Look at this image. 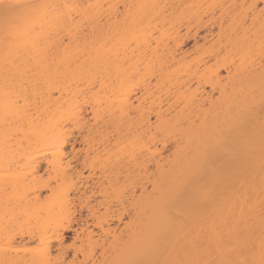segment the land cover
<instances>
[{"label": "bare ground", "instance_id": "6f19581e", "mask_svg": "<svg viewBox=\"0 0 264 264\" xmlns=\"http://www.w3.org/2000/svg\"><path fill=\"white\" fill-rule=\"evenodd\" d=\"M0 4L22 6L19 33L0 24V264L260 259L264 0ZM201 29L214 41L193 59ZM49 105L71 120L41 146Z\"/></svg>", "mask_w": 264, "mask_h": 264}, {"label": "snow or ice", "instance_id": "6c2138e0", "mask_svg": "<svg viewBox=\"0 0 264 264\" xmlns=\"http://www.w3.org/2000/svg\"><path fill=\"white\" fill-rule=\"evenodd\" d=\"M22 6L19 4H0V24L3 25L6 33H19L20 29V20L22 19L21 14L18 12V9ZM256 5H253L255 8ZM261 13L264 14V8L260 9ZM63 106L61 105L60 108ZM59 108H55L49 105L46 109L41 110L37 113L35 119L38 125L37 131V143L43 146L47 143L49 137L48 133L54 131L56 128H62L65 123L71 120V116L67 113H64L60 116H57V112ZM50 113V114H49ZM40 121H44V127L39 128ZM262 137H264V127H262ZM59 143L63 142V137L58 136L55 138ZM262 185H264V181H262ZM262 206H264V200L261 201ZM70 219V217H69ZM43 247V245H41ZM71 247V245H69ZM43 255H50L47 252V249L44 250ZM59 255V253H58ZM40 264H58L57 261L52 259H42ZM59 264H63V262H59ZM158 264V262H156ZM172 264H189V262L178 261L172 262ZM211 264H216V262H211ZM219 264H264V246H262L261 257L257 261L255 259L245 258L242 261H229L223 260L220 261Z\"/></svg>", "mask_w": 264, "mask_h": 264}, {"label": "rangeland", "instance_id": "374dc122", "mask_svg": "<svg viewBox=\"0 0 264 264\" xmlns=\"http://www.w3.org/2000/svg\"><path fill=\"white\" fill-rule=\"evenodd\" d=\"M236 2H237V1H236ZM259 4H260V2L257 3V6H259ZM261 5H262V4H261ZM261 5H260V6H261ZM257 8H258V7H257ZM248 14H250V13H247V15H248ZM249 16H251V14L248 15V19H249ZM246 17H247V16H246ZM246 20H247V18H246ZM248 21H249V20H248ZM248 21H247V23H249ZM245 23H246V22H245ZM246 25H247V24H246ZM214 28H215V27H214ZM203 33H204V30L201 29V31H199L198 34L194 36V37L196 38V40H195V39H190V40H188V41L186 42V45L184 46V48H189L190 52H192V53H190V54H192V55H190V57L192 58V57L194 56L193 59L195 58V56H197V52H198V55H199V53H200V51L203 49V47H204V46L207 47V45H209V43L211 44V41H210V40L213 39V37L208 36L207 39L204 40V39L201 37V35H202ZM210 37H211V38H210ZM209 39H210V40H209ZM194 41H195V42H194ZM213 41H214V40H212V42H213ZM196 42H197V43H196ZM194 43H195V44H194ZM200 46H201V47H200ZM202 46H203V47H202ZM195 47H196V48L198 47V48H199V51L196 52V48H195ZM200 48H201V50H200ZM206 49H208V48H206ZM203 51H204V50H203ZM203 51H201L200 55L203 53ZM205 54H206V52H205ZM206 56H207V55H203L202 58L204 59V57H205V59H206ZM190 57H189V58H190ZM197 57H198V56H197ZM202 58H201V59H202ZM207 58H208V56H207ZM197 59H198V58H197ZM199 60H200V59H198V61H199ZM197 63H199L200 66H197V65H198ZM200 63L202 64V60H201L200 62H196V63H195L199 70H200V68L203 67V64H202V67H201V64H200ZM191 64H193V62H192ZM194 66H195V65H194ZM194 66H193V67H194ZM193 67H192V68H193ZM195 68H196V67H195ZM195 68H193V69H195ZM198 69H197V70H198ZM220 70H221V69L219 68V71H220ZM223 70H224V69H223ZM223 70L220 71V72H221V75H222ZM224 72H225V70H224ZM223 74H224V73H223ZM193 79H194V78H193ZM193 79H191V80H193ZM131 81H132V80H131ZM129 83H130V82H129ZM190 83H193V85H194L195 81H192V82H190ZM131 84H132V83H131ZM136 84H137V83H135V84L133 83V84L131 85V87L134 86V85H136ZM195 84H196V83H195ZM191 85H192V84H191ZM139 86H140V85H139ZM139 86L137 85L136 89H135V86L132 87V88L134 89V91L138 92V89L140 90V87H139ZM138 87H139V88H138ZM207 88H208V87H206V89H207ZM215 94H216V91H215ZM88 113H89V112H88ZM88 113H87V114H88ZM89 114H90V113H89ZM77 139H78V138H77ZM81 141H82V140H80V138H79L77 141H75L76 143H74L75 148H74L73 150H74V152H75V150L78 151V152H79V153L77 152L78 154H82L83 151H84V150L86 149V147H87V146L84 145V143H83L84 141H82V142H81ZM101 142H102V141H101ZM85 143H86V142H85ZM103 143H104V142H102V144L99 143V142H96V143H95L96 145L94 144L95 146H93V147H95V148L98 149V150H96V149L94 148V149L96 150V152H97V151L99 152V150H100V151L103 150V147H101V145L104 146L106 142H105L104 144H103ZM98 144H101V145L99 146V147H101V148H99V147L97 146ZM109 144H110V143H109ZM109 144H108V147H106L107 145L105 146L107 149H108L109 147L113 146V145H111V144H110L111 146H109ZM83 146H85V147H83ZM105 147H104V148H105ZM83 148H84V150H83ZM91 148H92V147H91ZM91 148L88 147L87 150H89V152L85 151V153H89V154H90V156H88L89 154L86 155V156H87L88 158H90V159L92 158V156H93L92 154H93V153L95 154V156H97L98 154H100V153H102V152H104V153L107 152L106 150H104V151H102V152H100V153L97 154V153H95L94 149H92L94 152H91V153H92V154H91V153H90ZM116 148H117V147H116ZM113 149H115V147H114ZM113 149L111 150V149L109 148L107 153H109L110 150L114 153L116 150L113 151ZM75 153H76V152H75ZM104 153H103L102 155H103V156H104V155L106 156L107 153H106V154H104ZM115 153H116V152H115ZM78 154H76V155H78ZM96 154H97V155H96ZM111 154H112V153H111ZM116 154H118V153H116ZM83 155H84V153H83L82 155H79V157L83 158V157H82ZM91 155H92V156H91ZM108 155H109V154H108ZM112 155H113V154H112ZM99 157H100V156H99ZM99 157H98V158H99ZM101 157H102V156H101ZM101 157H100V158H101ZM93 158H94V156H93ZM100 158H99V160H100ZM99 160H98V161H99ZM98 161H97V158H96L95 162L98 163ZM100 161H104V160L102 159V160H100ZM101 163H102V162H101ZM101 163H98V164H101ZM98 164H97L96 167H99ZM95 165H96V164H95ZM100 166H101V165H100ZM79 167L83 170V173H85V170H84V169H87V168H83L82 165H80ZM79 167H78V165H77V168H78V169H80ZM124 167H126V166H124ZM100 168H101V167H100ZM81 169H80V170H81ZM95 169H96V170H100V171H102V170L99 169V168H94V172H95L96 175H97V173H99L100 171L97 172ZM126 169H127V167H126ZM126 169H123V168H122V170H123L124 172L126 171ZM122 170H121V171H122ZM86 171H87V170H86ZM88 171H89V170H88ZM123 171L121 172L120 175H122V174L125 175L126 173H130L129 170H128V172H126V173L124 174ZM85 174H87V172H86ZM118 174H119V173H118ZM99 175H101V173H100ZM120 175H117V176H120ZM130 175H131V174H128V176H130ZM125 176L128 177L127 174H126ZM96 177H97V176H96ZM121 177H122V176H121ZM121 177H119V178H121ZM126 177H124V180H122V178H121V180L124 182L123 184H125V182H127V184H128V182H130L131 179H132V177H131V178L128 177L129 179H127V180H128V181H127V180H125ZM94 178H95V176H94ZM119 180H120V179H119ZM121 180H120V181H121ZM129 180H130V181H129ZM77 207H78V206H77ZM77 207H76V208H77ZM82 209H83V208H81V209L77 208V214H76V216H78V217H77V219H78V220H77V223H79V224L82 223V219L85 218L86 213H87L86 210H82ZM84 215H85V216H84ZM125 215L127 216V214H124L123 219H122L123 221H125V220L127 221V219H128V218H127L128 216L126 217ZM124 217H125V218H124ZM88 219H89V218H87L86 221H87V223H90ZM124 219H125V220H124ZM113 221H114V222L111 221L112 223H110V224H111V225H110L111 227H112V225H113V227H115V225L121 227L122 224H123L122 222H120L121 224H120V223L118 224L115 220H113ZM88 228H89V229L92 228V227H91V224H89ZM73 241H74V234H73V232H72V231H66V232L64 233V243H65V244H68V245H71ZM30 243H31V242H30ZM30 243L27 244V245H25V246L28 247V246L30 245ZM74 243H75L74 246H75V245L78 246V244L80 245V242H79L78 239H77ZM30 246L32 247V245H30ZM33 246H34V245H33ZM25 248H26V247H25ZM83 249H84V247H83ZM72 253H73V246L71 245V247H69V248L66 250V257H65V260H66V261H68V260L72 257ZM77 255H78V254H77ZM79 255H80V254H79ZM79 255H78V258H81V256H79Z\"/></svg>", "mask_w": 264, "mask_h": 264}]
</instances>
